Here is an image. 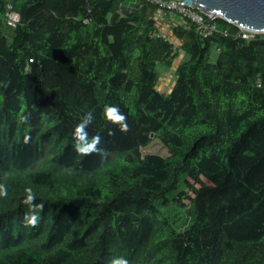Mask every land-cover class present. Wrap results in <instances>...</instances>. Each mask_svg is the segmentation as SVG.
<instances>
[{"label": "trees", "instance_id": "trees-1", "mask_svg": "<svg viewBox=\"0 0 264 264\" xmlns=\"http://www.w3.org/2000/svg\"><path fill=\"white\" fill-rule=\"evenodd\" d=\"M156 12L146 0H0V264H264V34L235 37L219 17L230 36L174 27L176 49ZM88 111L103 155L75 151ZM155 141L167 156L144 152ZM26 188L44 204L37 227L25 226Z\"/></svg>", "mask_w": 264, "mask_h": 264}, {"label": "clouds", "instance_id": "clouds-1", "mask_svg": "<svg viewBox=\"0 0 264 264\" xmlns=\"http://www.w3.org/2000/svg\"><path fill=\"white\" fill-rule=\"evenodd\" d=\"M10 14L12 13H9V15ZM9 15H8V24H9ZM214 19H217V18H214ZM19 21H20V16H19ZM171 31L173 32V29H171ZM257 33L264 34V33H259V32ZM103 116L110 123L117 125L121 132L126 133L130 130L129 125L127 123V116L121 112L119 107L113 106V105H105L103 109ZM22 119L24 122H27L28 117L25 116ZM94 119H95L94 112L88 111L83 116L81 121L76 125L75 130L73 132V138L75 140V151L77 152V154L81 156H88L93 153L101 154V155L104 154V150L100 147V144L102 142V137L100 135H95L89 138L87 129L93 123ZM114 134H115L114 132H110V135H114ZM29 139L30 137L25 136L24 142L28 143ZM25 192L27 193V196H26V199H24L23 203L28 208V212H26L25 217H24L25 226L26 227L27 226L37 227L39 224V220H40L39 212L43 210L44 204L42 202L41 203L36 202V196L33 193V190L31 188H26ZM7 196H8L7 186L0 184V198H7ZM110 264H130V262L128 259L124 257H118L116 259H113L110 262Z\"/></svg>", "mask_w": 264, "mask_h": 264}, {"label": "built area", "instance_id": "built-area-1", "mask_svg": "<svg viewBox=\"0 0 264 264\" xmlns=\"http://www.w3.org/2000/svg\"><path fill=\"white\" fill-rule=\"evenodd\" d=\"M157 7L155 19L160 27V35L166 37L175 48L182 46V42L173 35L171 29L174 27L195 26L197 32L204 37H212L217 34L230 36L227 30H222L212 19L193 6L184 3L185 0H146ZM176 14V15H175ZM19 22V16L15 13L9 15V24L15 26ZM235 37L245 40H252L258 35L257 32L243 30L240 33L232 34Z\"/></svg>", "mask_w": 264, "mask_h": 264}, {"label": "water", "instance_id": "water-1", "mask_svg": "<svg viewBox=\"0 0 264 264\" xmlns=\"http://www.w3.org/2000/svg\"><path fill=\"white\" fill-rule=\"evenodd\" d=\"M184 3L212 19L221 17L242 29L264 33V0H185Z\"/></svg>", "mask_w": 264, "mask_h": 264}, {"label": "rangeland", "instance_id": "rangeland-1", "mask_svg": "<svg viewBox=\"0 0 264 264\" xmlns=\"http://www.w3.org/2000/svg\"><path fill=\"white\" fill-rule=\"evenodd\" d=\"M182 56H183V59L189 58V56L186 55L185 53ZM183 59L177 60L173 70L171 71L163 70V75L161 77L160 84H159V89L161 90V92H164L167 94L172 91L175 85V82H176V77H175L176 68L183 61ZM144 152L145 153L147 152L146 154L155 153V154H161L163 156L168 155L167 149L164 146H162L158 141H155L151 146L146 148Z\"/></svg>", "mask_w": 264, "mask_h": 264}]
</instances>
